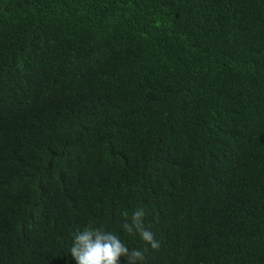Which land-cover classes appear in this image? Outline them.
<instances>
[{
	"label": "trees",
	"instance_id": "obj_1",
	"mask_svg": "<svg viewBox=\"0 0 264 264\" xmlns=\"http://www.w3.org/2000/svg\"><path fill=\"white\" fill-rule=\"evenodd\" d=\"M85 228L264 264V0H0V264H76Z\"/></svg>",
	"mask_w": 264,
	"mask_h": 264
},
{
	"label": "clouds",
	"instance_id": "obj_2",
	"mask_svg": "<svg viewBox=\"0 0 264 264\" xmlns=\"http://www.w3.org/2000/svg\"><path fill=\"white\" fill-rule=\"evenodd\" d=\"M123 216L125 222L122 227L127 234H138L153 250L160 248L154 233L143 225L144 209L135 210L130 217L127 212ZM70 253L76 264H119L121 257L126 258L127 264H138V261L145 259L143 250H130L119 236L101 228H85L74 232Z\"/></svg>",
	"mask_w": 264,
	"mask_h": 264
}]
</instances>
